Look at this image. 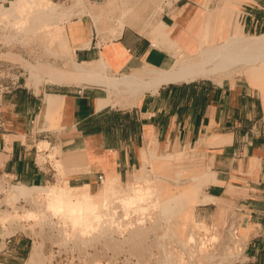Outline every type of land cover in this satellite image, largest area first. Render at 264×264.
Masks as SVG:
<instances>
[{
  "label": "crops",
  "instance_id": "crops-1",
  "mask_svg": "<svg viewBox=\"0 0 264 264\" xmlns=\"http://www.w3.org/2000/svg\"><path fill=\"white\" fill-rule=\"evenodd\" d=\"M196 1L200 6L176 12L173 24L160 21V31L172 35L175 27H180V32L182 27L192 29L208 13L202 2L208 1L210 10L212 0ZM246 1L218 0L217 6L226 18L227 13L237 11L236 6L228 9V5ZM244 8L243 30L264 31V0H254ZM194 14L198 18L191 22ZM68 32L81 61L103 58L112 76L135 74L149 66L169 68L175 61L171 49L153 43L157 32L151 39L132 27H124L118 37L100 46L93 45L94 37L88 36L86 27L72 26ZM87 41H91L89 47H80ZM248 67L250 79L233 76L221 82L212 78L170 82L156 91H144L135 103L128 99L122 100L123 104L112 102L100 108L98 100L109 93L99 83L46 86L39 92L21 84L14 86L4 98L9 105L5 110L15 116V124L23 129L25 138L9 142L0 136V176L11 175L32 185L56 179L57 170L51 162L39 161L43 151L38 141L32 143L38 138L48 141L51 149L61 150L57 165L62 162L67 170L75 169L66 177L75 185L97 181L100 174L105 178L107 167L114 170L109 173L126 177L140 164L142 149L152 145L206 144L211 159L202 196L207 202L197 205L195 212L206 220L214 216L221 221L223 212L236 213L240 220L246 217L254 231L242 259L235 264H264V73ZM47 101L51 104L45 111ZM53 117L61 128H50ZM7 135H17V130ZM50 148L44 149L46 155ZM151 149L158 152L157 146ZM182 190L175 194L176 204L191 206L196 190H187L186 194ZM32 249L26 238H8L0 246V264H27Z\"/></svg>",
  "mask_w": 264,
  "mask_h": 264
},
{
  "label": "rangeland",
  "instance_id": "rangeland-1",
  "mask_svg": "<svg viewBox=\"0 0 264 264\" xmlns=\"http://www.w3.org/2000/svg\"><path fill=\"white\" fill-rule=\"evenodd\" d=\"M51 1L60 5L58 12L71 11L73 14V16H70V20L60 22V25L63 26V32L59 34L58 38L48 33L21 31L13 24L12 18H6L2 21L3 23L0 22V136L7 138L9 142L14 139H24L25 132L20 128V125L15 124V116H11L6 111L9 107L6 100H4L5 96L9 94L7 90H12L14 86L19 84L39 92V90L43 91L46 86L90 83L84 80L85 76L83 74H78L76 71L75 63L81 62V59L77 53V48L74 47L69 37V27L76 25L86 27L88 36L94 37L93 45L100 46L105 41L118 37V35L115 36L111 33L104 22L95 24L90 16V13L96 11L106 0H84L83 7L75 5L78 0ZM253 1L248 0L244 4L231 3L227 6L228 9L237 8V11L232 14L227 13L226 18L223 12L220 14L217 19L218 26L212 37L214 42L217 43L223 38L224 30L231 35L238 32L247 35L264 33V31L249 33L247 30H243L244 7L247 3ZM217 3L218 0L211 1L210 12L218 7ZM189 6H200V4L196 0H150L141 6L138 15L132 18L131 23H127L125 27H132L151 38L150 30H152V26L149 23H152L156 28L158 27V29L161 28L160 24H163L160 22L162 20L173 24V15ZM197 18L198 15H192L191 22L196 21ZM7 19L10 20V23L7 22ZM223 24L225 26L224 30ZM162 47L168 49L165 46ZM250 70L251 67L243 66L225 76L212 79L221 82L225 77L249 78ZM97 72L102 73L103 70ZM203 79L206 78H199L198 80ZM103 88L108 89L109 96L101 99L102 101L110 100V103L119 102L118 104H123L120 99L134 98L122 91H115L105 86ZM125 95L126 97H124ZM113 97H116L117 101H114ZM138 99L134 98L133 100L136 102ZM133 100L129 103H135ZM51 120L52 125L50 128H61V124L57 119L53 117ZM14 129L17 130V135H7ZM37 141L38 148L43 151L39 153V161L51 162L57 170V178L39 185H33L35 186L33 196H36V203L29 199V196H11L13 185L21 183L32 185L33 183L18 181L11 175L0 176V246L8 238H26L29 240V247L37 249V256L33 264H235L236 261L242 259L245 244L251 232L254 231L249 220L246 217L240 220L238 219L239 215L236 213L230 215L227 212L222 213L223 220L221 221L214 216L206 220L202 216L199 217L195 212L197 205L207 202L202 196L205 195L204 188L206 185L203 186V183L209 175V160L211 159L206 144H199L198 142L185 144L182 142L161 146L152 145L151 147L157 146L158 152L152 150L151 147L142 149L140 164L130 170L126 177L121 178L118 172L116 174L109 173V171L114 170L107 167L104 168L107 173L105 180L100 181L98 179L97 181H86L87 183L75 185V183L66 179L68 172H74L75 169L67 170V165L62 164V162H60L61 166L57 165L61 150L56 147L51 149L48 141H41L39 138L32 143L35 144ZM49 148L48 155H46L44 149ZM178 153H183L182 157L190 156L188 158L192 159L190 161L191 169L187 172L190 173L187 174L189 176H182L184 174L181 171L177 173L178 171L172 170V172H169L164 168H161L164 170H160L159 164L163 162H171L175 164L172 167L176 168V162L179 159ZM109 182H113L118 186V189H123L124 192L133 195L138 192L141 193L140 189L144 190L142 193H146L145 185L154 186L155 192L162 191L165 195L158 196L154 194L148 199L145 198L141 202L131 204L132 206L129 205L128 208L120 203L119 197H115L110 206L112 211H107L108 213L103 216L100 225H96L97 228H90V231L83 233L82 236H80L81 231L78 232L80 228L66 222L61 215L53 216L50 221L46 220L44 222L38 217L36 220V218L23 216L28 210L46 209L49 194L47 190L40 191L39 186H64L68 191L77 189L82 195L92 193L99 197ZM71 186L78 187L74 189ZM142 187L145 189H142ZM181 188H183L182 194H186L187 190L193 188L198 190L194 197L195 202L191 205L193 213L180 215L178 220L173 217H170L169 221L158 220L157 209H169L174 206L176 204L175 194ZM155 200H159V203L156 204ZM231 208L233 207L231 206ZM113 209L117 213H114ZM17 215L18 217H16ZM108 215L111 216L113 221ZM110 220L112 224L114 223L113 225H110ZM119 221L120 224L123 223L122 229H117ZM139 221H143V223L139 224ZM104 225H108L107 230H105ZM109 228H115L117 231L112 230L109 236L107 234L111 230ZM245 228L247 230L244 232L243 229ZM95 229L98 232H93ZM130 230L133 234L130 233ZM101 232L103 233L102 236H100ZM190 233L195 234V240L192 242L188 240ZM93 234H97L99 237H94ZM91 235L94 239H90ZM172 236L173 238H171ZM214 236L215 238H213ZM168 254H172L173 258L171 260H168ZM211 256L214 257L211 258ZM222 258L225 260L223 261ZM29 262L27 264H32L33 261Z\"/></svg>",
  "mask_w": 264,
  "mask_h": 264
},
{
  "label": "bare ground",
  "instance_id": "bare-ground-1",
  "mask_svg": "<svg viewBox=\"0 0 264 264\" xmlns=\"http://www.w3.org/2000/svg\"><path fill=\"white\" fill-rule=\"evenodd\" d=\"M147 1L149 2L150 0H106L103 5L97 8L96 11L90 13V16L92 17V20L95 24L104 22L111 33L117 36L122 33L125 25L127 23H131L132 18L138 15L141 6L143 4H146ZM202 4L207 9L208 13L203 15L196 22L192 29H185L182 27V29H180V32V27H175L174 34L168 35L162 33L160 29L153 26L152 23H149V25L152 26L150 35L157 32L156 36L153 35V43L155 45H159L160 47L165 46L173 51L175 61L171 67L158 68L149 66L146 69L143 68L144 71L141 70L135 74L115 77L110 76L107 73V63L103 58H101L100 60L92 62H76L75 67L77 73L81 75L83 74V76H85L84 80H86L87 82L102 84L108 88H112L115 91H122L123 93H127L129 96H133L137 99L144 94V91H156L162 84L196 80L199 78H219L243 66L248 67L251 65L252 69L258 74L264 73V33L257 35H246L245 33L238 32L234 35H231L229 32H225V26L223 24V38L216 43L214 42L212 37L214 35L215 29L218 26L217 19L220 17L221 9L217 7L210 12L208 9V1H203ZM75 5L83 7L84 0H78ZM59 7V4L54 3L51 0H12L9 6L0 7V22L4 21L6 18H12L13 24L19 30L21 29V31L23 30L33 33H48L49 35L52 34L55 38H58L59 34L63 32V26L60 25V22L69 19L71 15L73 16L71 11L58 12ZM7 22L10 23V20H8ZM90 42L91 41H87L81 44L80 47H89ZM99 70H103V72L98 73L97 71ZM124 97H126V95ZM48 98L55 99L57 101L60 99V97H58L57 95H48ZM124 99L126 100V98ZM107 103H110V100H98L97 105L100 108ZM50 104L51 103L49 101L46 102L44 108L45 111H47V107ZM182 154L183 153L177 154L179 156H177L179 159L176 162V168L172 167L175 164L171 162H163L159 164L160 170L165 169L169 172L175 170L176 172L178 171L177 173L181 171V173L184 174L182 176H188L187 174L190 173L187 172L191 169L190 161L192 159L188 158L190 156L182 157ZM155 186H157V184H155ZM39 187L40 191L47 190L49 194V202L46 205V209H39L37 211L28 210L25 214H23V216H25L26 218H36V220L38 217L41 218L44 222L46 220L50 221L53 216L61 215V217L66 222L71 223L74 227L80 228V230H78V232L81 231L80 236H82V234L87 232L90 228L96 227V225H100V222L103 221V216L108 213L107 211H112L110 206L114 202L113 199L115 197H119L120 203L128 208L130 207L129 205L135 202H141V200H144L145 198L148 199V197L150 198L154 196V194L158 196L165 195V193L162 191H159L158 193L155 192L154 186L152 187L149 185H145L146 193H142V191L144 190L140 189L139 191H141V193L138 192V194L136 192L137 194L133 195L131 193L124 192L123 189H118V186H116L113 182H109L106 185L104 191L99 197L92 193L82 195L77 189L74 191H68L64 186L53 185L47 187ZM73 188L75 189V187ZM143 188L144 187H142V189ZM34 189L35 186L33 185H27L24 183L16 184L12 186L11 196H29V199H31L33 202H36V196H33ZM195 190L196 192L198 191L196 188ZM155 203H159V200H155ZM157 210L158 220L169 221L170 217L178 220L180 215L184 216L185 214H189L192 208L186 203L184 205L175 204L169 209L159 208ZM113 212L115 213L116 211H114L113 209ZM16 217H18V215ZM112 221L110 225L114 224H112ZM141 222L143 223V221ZM141 222L139 221V224H141ZM120 223L121 222L119 221L117 229L123 226V223ZM107 226L108 225H104V227L106 228H104L105 230H107ZM124 227L127 228L126 226ZM112 230H114V232L117 231L115 228H112L110 232L107 233L109 236ZM94 231L97 230L95 229L93 230V232ZM131 232L132 230H130V233ZM102 234L103 233L101 232L100 236H102ZM96 236L97 234L94 235V237ZM94 237L92 238L91 235L90 239H94ZM171 238H173V236ZM213 238H215V236ZM188 240L191 242L194 241L195 234L190 233L188 236ZM36 253L37 249L34 248L33 255L30 259V262L33 261L32 264L34 263V256H36ZM213 257L214 256H211V258ZM167 258L168 260H171L173 258L172 254H168Z\"/></svg>",
  "mask_w": 264,
  "mask_h": 264
},
{
  "label": "built area",
  "instance_id": "built-area-1",
  "mask_svg": "<svg viewBox=\"0 0 264 264\" xmlns=\"http://www.w3.org/2000/svg\"><path fill=\"white\" fill-rule=\"evenodd\" d=\"M11 1L12 0H0V7L10 5V2ZM10 90H7V91H10ZM98 178H99L100 181H103L104 180V176L102 174H100Z\"/></svg>",
  "mask_w": 264,
  "mask_h": 264
}]
</instances>
